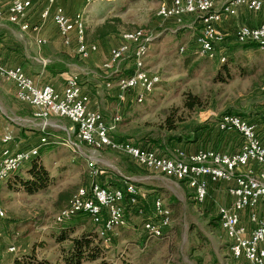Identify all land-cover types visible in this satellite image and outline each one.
Returning a JSON list of instances; mask_svg holds the SVG:
<instances>
[{"label":"rangeland","instance_id":"rangeland-1","mask_svg":"<svg viewBox=\"0 0 264 264\" xmlns=\"http://www.w3.org/2000/svg\"><path fill=\"white\" fill-rule=\"evenodd\" d=\"M87 5L91 6L87 9L89 13L83 14V21L89 43L95 38L96 27L105 21L117 30L109 38L118 44L124 33L141 30L152 39L145 68L160 77V84L142 103L135 104L133 97H129L130 105L125 108L124 103H119L117 98L108 94L112 92L106 88L108 78L103 79L100 70L94 69L96 78L84 76L85 81L98 85L95 93L101 109L110 119L109 123L116 115L121 117L110 132L114 140H130L134 144L147 141L156 145L159 143L162 147L159 149L170 154L171 148L177 144L176 139L185 135L188 128L193 130L204 123L214 128L223 115H240L251 121L257 117L264 119V51L253 47L244 50L238 44H231L232 34L237 27L227 31L230 41L225 44L237 47V50H226L230 54H227L225 64L230 71V79L221 82L218 73L224 66L217 60L199 58L195 49L189 46L199 30L193 28L195 18L186 19L181 25L161 21L157 16L156 0H94ZM259 14L264 17V13ZM241 19H245V15L236 18L239 23H242ZM181 47H185L182 54L179 51ZM186 53L192 56L189 63ZM128 62V58L121 62L117 77L128 75L132 69ZM189 95L198 97L200 102V106L193 111L184 108V101ZM12 103L13 100L0 96V112L6 119L10 117L6 125L11 127L14 140L19 141L22 136L18 128L23 126L28 130L30 125L37 123L30 121L25 110H17L16 103L13 108ZM172 113H175L176 128L169 132L165 118ZM67 121L60 119L53 122L60 127H69L71 123ZM44 132L45 137L51 136V140L40 149L38 159L47 170L50 181L31 192L20 186L9 189L6 182L0 186V204L5 211V218L0 219V264H17L14 259L23 260L22 264H37L38 258L52 260L59 250L49 237L50 231L55 228V216L67 206L70 197L79 188H89L92 183L118 187L115 182L119 183L127 170L133 174H144L122 154L107 150L93 151L77 142L72 134L68 139L57 128L49 129L46 126ZM37 136L29 135L28 139ZM154 149L158 150L157 147ZM174 154L172 152L170 155ZM90 161H94L95 169L103 174L91 177L88 168ZM28 168L29 163H26L16 174L26 179ZM175 184L181 189H177ZM134 185L142 193L150 195L146 197V214L141 216L126 208L127 226L116 229L112 242L104 247L107 259L115 264H162L165 261L170 264H247L231 258L228 243L216 220L223 187H214V190L220 191L219 195L210 193L211 198L199 205L186 190L187 186L173 179L168 190L139 183ZM152 196H157L171 212L170 226L158 239H147L142 230L143 224L152 217ZM84 226L96 233V227L90 220H86ZM79 233L80 229L75 228L70 237ZM67 244L68 241L63 245ZM11 246L15 248V254L8 253ZM32 259L35 262L29 263Z\"/></svg>","mask_w":264,"mask_h":264},{"label":"built area","instance_id":"built-area-1","mask_svg":"<svg viewBox=\"0 0 264 264\" xmlns=\"http://www.w3.org/2000/svg\"><path fill=\"white\" fill-rule=\"evenodd\" d=\"M57 1L47 0L49 6H53L52 14L47 8L42 12L41 19L45 20L51 14L62 44L68 48L74 45L76 55L88 59L97 48L85 40L83 14L76 13L70 17L56 4ZM80 1L87 5L94 0ZM156 1L157 16L161 21L181 25L186 19L195 18L193 25L198 26L199 30L190 48L195 49L199 58L217 60L220 64L225 63L227 54L219 47L229 40V33L220 26L222 20L232 19L240 10L264 13V1L261 0ZM31 8V0H0V17L27 31L29 25L24 23V19ZM232 38L238 45L253 44L264 51V20L258 26H238ZM151 40L141 30L124 33L121 42L110 50L109 59L102 65L108 78L106 88L114 91L119 103L125 104L129 97H133L134 102L140 104L160 83L159 75L145 68ZM37 43L41 45L44 41ZM184 48H180L181 54L185 52ZM125 58L130 61L132 73L117 77L119 65ZM113 76L116 79L113 80ZM0 78L13 85L18 102L33 109V118L43 122V130L52 117L68 120L74 126V135L79 143L93 151L107 150L122 154L142 170L183 183L199 205L211 198V189L218 185L223 187L217 217L231 258L247 264H264V142L255 123L236 115H223L215 130L227 139L225 146L208 145L193 153L176 151L173 156H163L156 150L130 141L114 140L110 132L121 117L116 115L112 123H107L101 113L91 110L89 97L78 75L67 77L60 91L48 84L36 85L20 67L0 68ZM11 140L9 134L0 138V186L38 156L40 149L48 145L51 139L44 136L36 147L25 151L8 148ZM88 168L93 178L103 173L95 169L94 161L88 163ZM145 194L130 183H125L124 190L92 183L89 188H79L54 221L63 222L80 214L87 216L96 227L102 246L106 248L112 242L114 231L127 226V207L143 215L148 203L146 197L149 198ZM150 209L152 217L143 224L142 230L147 239H158L170 226L171 212L157 196L151 197ZM3 218L5 211L0 204V219ZM9 252L15 254V248L11 246Z\"/></svg>","mask_w":264,"mask_h":264},{"label":"crops","instance_id":"crops-1","mask_svg":"<svg viewBox=\"0 0 264 264\" xmlns=\"http://www.w3.org/2000/svg\"><path fill=\"white\" fill-rule=\"evenodd\" d=\"M31 1L32 8L28 11L24 19V23L29 25V30L22 31L18 25L10 24L4 18L0 17V68L6 69L10 67H20L36 85L42 86L44 84H48L59 91L63 89L64 82L67 77L71 75L80 76L82 82L81 86L84 92L89 97V108L101 113L105 120L109 123L110 119L108 115L101 109L99 99L97 98V95L95 93L98 85L91 82L90 78V82L85 81L83 78L84 76L96 78L97 72H95L94 69H98L104 75L103 79H106V72L102 69V65L109 59L110 50L116 47L118 43L112 42L109 36L102 39H98L97 37H95L94 40L89 43L87 37L85 36L87 44L96 46L97 51L91 54L88 59H81L78 55H76L74 45L68 48L62 44L61 38L51 18L53 6H49L47 0ZM56 4L62 7L70 17L74 16L76 13H89L88 8L91 6H86L80 0H58ZM47 8L50 9L51 14L47 19L42 20L40 16L42 12ZM241 14L245 15V19H241L242 23H239L236 18H241L243 16H241ZM90 18H93V15H90ZM230 20L231 19L224 18L220 24L221 28L226 32L229 31L230 28L238 27L241 24L258 26L264 20V17L263 14H253L246 10H240L237 16L233 17L231 21ZM193 28L196 30L198 26L194 25ZM39 40L44 41V43L39 45L37 43ZM228 41L230 40H227L226 42ZM231 44L236 43L233 40V43ZM226 54H228V52H226ZM128 66H131L130 62H128ZM102 82L105 83V81ZM108 94H111L115 97L114 91ZM0 96L2 99L7 98L10 99V101L13 100V103L11 104L13 108L16 106L17 110H25L30 117V121H32V123H37L34 125H30L28 127V130L23 126L19 127L18 130L22 136V139H20L19 141H15L12 135V129H10L11 127L6 125L8 121L7 119H9L10 117L6 119L5 116L0 112V138L6 134H9L12 140L7 145V147L12 149L13 151H25L36 147L39 144V139L46 136V132H44L42 128L43 122L41 120L33 118V109L31 107L20 104L16 100L13 85L6 80H3V78L0 79ZM128 102L131 101L129 99L126 101V103L124 104L125 108L128 106ZM7 107L9 108L8 105ZM21 116L22 115H20V119ZM25 118L26 117H23L22 119ZM261 118L262 117H257L253 119L252 123H255V125L257 126L259 137L264 142V119ZM54 120L56 121L60 119L56 117L50 118L47 121V128L60 129L64 133L65 137H68V139L71 138V134L74 135L75 129L72 124H69L70 122L67 121L69 127H60L53 122ZM64 121L66 120L64 119ZM37 134V137L28 139L29 135L35 136ZM49 138L51 139V136H49ZM74 139L76 140L75 135ZM226 144L227 139L224 137H220L218 143L215 141V144L213 146L219 147L223 145L225 146ZM199 148L200 147L197 144H176L171 148V150L173 153H175L176 151L193 153ZM93 159L96 160L95 157ZM127 159L133 167L143 172L144 174H133L131 171H128L126 169V173H123L122 175L124 185L125 183H130L133 185L135 183H139L168 190V185L172 179H168L159 174L142 170L141 168L137 167L129 158ZM175 186L177 189H181L179 185L175 184ZM186 190L189 194H191L187 188ZM219 192L220 191H216L214 189L211 190V194L213 196L214 193L218 196ZM150 193L151 192H149V194ZM149 196L150 195H148V197ZM240 262L244 261L240 260Z\"/></svg>","mask_w":264,"mask_h":264},{"label":"trees","instance_id":"trees-1","mask_svg":"<svg viewBox=\"0 0 264 264\" xmlns=\"http://www.w3.org/2000/svg\"><path fill=\"white\" fill-rule=\"evenodd\" d=\"M116 32L117 30L113 28L112 25H109V22L105 21L100 27L95 29L94 35L98 39H102L107 36L115 35ZM238 46H240V48L244 50L250 47L257 48L256 45L253 44H245ZM219 49H222L224 52L226 50L235 52L237 50V47L234 46L229 47L228 44L226 45L225 43H223L219 47ZM186 56L189 58L187 59L189 63L190 62L189 60L192 56L188 55V53H186ZM227 61L228 60H226L225 63L221 64V66L224 67L220 69L218 73L219 80L221 82H227L230 79V74H229L230 71L227 67H225ZM131 73H132V69L128 71V75H130ZM223 75H225L226 77L224 78ZM199 106H200V102L198 97L196 96L189 95L184 101V108L188 111H193L196 107ZM238 116L242 117L240 115ZM165 126L169 132L175 130L176 128L175 113H172L171 115L165 118ZM218 134L219 133L216 132L215 127L211 128L209 123H204L203 125H200L193 130L188 128L186 130L185 135L180 136L178 139H176V143L183 145L197 144L199 145V147H207L209 144L213 146L215 144L216 138L219 140L220 137L221 138L223 137L222 135L220 134L218 135ZM170 140L172 141V138ZM118 141H122V140H118ZM137 145L152 150H155L154 147H157L159 151L158 150L156 151L159 154L163 156H171L170 154H167L166 152L164 153V151L159 149L162 148L159 143L156 145L154 144V142L147 141L144 144L142 143ZM38 157L39 156L33 157L28 162L29 168L27 169V173H26L28 175V178L23 179L18 174L15 173L6 181V184L8 185L9 189L14 190L18 186H20L26 189L27 191L31 192L32 190L37 189L38 186H45L50 181L49 174L47 170L42 166L40 159H38ZM115 185H117L119 188H122L123 190L125 188L123 179L119 183L115 182ZM146 208H147V204L145 205V209L143 211L145 214H146L145 212ZM86 220H89V218L85 215L80 214L76 217H73L69 220H65L63 222L57 223L54 221L55 228H53L52 231H50L49 237L54 240V245H58L59 247L58 255L52 260L38 258L37 260L39 261H37L38 262L37 264H115L114 261L107 259L105 254L106 249L102 246L101 241L98 239L97 231L95 233L93 229L86 228L84 226ZM216 220L219 222L218 217L216 218ZM75 228H79L80 233L77 236L70 237V234L74 232ZM66 241H68V244L64 246L63 244ZM15 261L17 264L23 263V260L14 259V262ZM34 262H35L34 259L29 260V263H34Z\"/></svg>","mask_w":264,"mask_h":264}]
</instances>
